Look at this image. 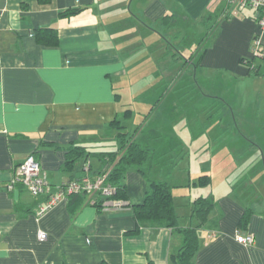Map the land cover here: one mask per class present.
Listing matches in <instances>:
<instances>
[{
    "label": "crops",
    "instance_id": "obj_1",
    "mask_svg": "<svg viewBox=\"0 0 264 264\" xmlns=\"http://www.w3.org/2000/svg\"><path fill=\"white\" fill-rule=\"evenodd\" d=\"M23 2L26 8H22ZM67 8L80 11L60 16ZM224 9L229 16L218 20ZM257 14L251 7L236 10L226 0H50L45 4L0 0V264H146L148 260L177 264L170 262V255L181 245L178 232L162 224L136 225L132 204L142 202L148 181L135 169L125 173L129 204L122 208L98 209L87 200L69 204L62 199L37 217L36 209L48 193L32 196L22 184L8 185L16 165L29 153L34 154L52 187L79 177L84 172L81 164L72 170L65 168L66 152L77 145L91 151L114 149L108 140L114 134L109 123L115 117L122 119V98L128 104L146 95L147 105L156 103L159 116L164 119V112L171 115L175 99H186L190 84L183 75L164 81L160 73L159 64L175 58L176 52L185 58L186 66L196 62L195 74L206 70L217 79L228 73L237 83L253 85L264 97V57L252 52L254 35L259 34V48L264 53V30L259 29ZM165 15H172L168 23L161 21ZM216 18L218 22L209 29ZM41 27L54 29L56 45L35 39L34 33ZM210 30H215L214 35L204 50L196 55L192 51L189 58L181 53L176 40L184 45L185 33L205 38ZM160 32L175 41L172 48L159 39ZM241 59H252L253 69ZM198 79L194 81L198 83ZM176 86L184 89L183 98L179 91L163 102L165 93L172 94L167 87L173 90ZM132 114L133 109L127 118ZM150 114L142 112L143 118L148 116L140 133L148 123L154 133L151 136L159 135L162 118L157 116L154 122ZM178 147L155 157L150 178H167L172 185L190 181V175L176 176L171 169V161L182 151ZM87 161L90 173H95L99 161L95 157ZM197 173L196 177L201 175ZM241 181L248 188L253 184L251 179ZM234 185H226L227 190L216 197L195 189L182 212L174 203L179 224L185 226L197 223L188 216L196 197L209 195L215 201L210 219L199 231L194 264H264V193H253L262 198L257 203ZM172 193L175 195L174 190ZM247 208L251 212L242 224ZM39 229L45 231L44 239H38ZM236 232L251 233L253 242H237Z\"/></svg>",
    "mask_w": 264,
    "mask_h": 264
},
{
    "label": "rangeland",
    "instance_id": "obj_2",
    "mask_svg": "<svg viewBox=\"0 0 264 264\" xmlns=\"http://www.w3.org/2000/svg\"><path fill=\"white\" fill-rule=\"evenodd\" d=\"M173 31L176 30L168 32ZM183 36L184 45L180 43L181 39L176 42H179V49L187 58L191 55L190 52L195 51V48L199 52L202 43L206 40L196 38V35L191 33H185ZM158 37L162 38L165 46L172 48L171 43L174 44L175 41H172L170 36L166 37L160 32ZM157 46L160 48V40ZM176 53L175 58L173 56L168 62H161L159 69L164 81L170 82L179 75L186 78H180L185 79L184 82L190 81L189 88H186L185 92L187 98H183L184 89L176 86L172 90V87H167L172 94L166 96L167 93H165L162 99L167 97L171 99L175 97V93L182 91L180 98L183 100L176 98V107L170 111L171 115L164 112V119L161 115L159 116L161 111L157 109L156 103L153 102V104L150 101L147 105L146 95H141L143 98L127 102L128 104H125L122 98L121 112L125 108L133 109L132 116L127 119L122 118L123 122L128 126V130H132L136 124L143 121L142 112L151 113L150 115H153L151 121L154 122L157 116L162 118L157 128L159 137L154 139V142L148 140L154 147L156 158L167 154L165 151L170 145L169 150L172 146L179 145L178 148L182 151L179 154L177 152L173 173L176 176L190 175V181L187 183L182 178H177L184 184H173V186L176 185L172 190L175 192L173 199L178 212L187 210L188 201H191V197L194 196L195 189L197 192L210 191L211 195L216 197L217 194L227 190L226 185L230 188L232 184H236L234 186L240 192L247 193L257 203L261 202L262 198L253 193L260 192L261 196L264 193V112H260L264 110V97L256 93L253 85H247L244 81L242 84L237 83L239 80L228 73H224L222 77L217 75V79L214 78L213 73L206 70H198L195 74L194 64L186 66L185 58ZM195 78L198 79V83L194 81ZM150 127L151 125L147 123V127H144L143 132L137 137L146 141L147 139H144L146 136L150 137L154 134L152 130L150 131ZM161 159L159 163L165 160V156ZM166 166L168 167L169 164ZM199 171L201 174L206 173L210 176V182L207 185H193L192 182L196 180V174H200L197 173ZM242 179L246 181L251 179L253 184L248 188L243 184ZM239 180L241 182H237Z\"/></svg>",
    "mask_w": 264,
    "mask_h": 264
},
{
    "label": "trees",
    "instance_id": "obj_3",
    "mask_svg": "<svg viewBox=\"0 0 264 264\" xmlns=\"http://www.w3.org/2000/svg\"><path fill=\"white\" fill-rule=\"evenodd\" d=\"M38 3L45 4L50 0H35ZM27 3H22V8H26ZM80 11V8H67L59 12L60 16H69L76 14ZM229 13V12H228ZM227 9H224L221 17H218V20L227 18L229 14ZM172 15H165L162 17V23H168ZM217 18L209 25V29H212L218 22ZM215 30H210L208 37L205 36L206 40L202 43L201 50L205 49V43L211 39L214 35ZM35 39L45 45H56L57 44V35L54 29L49 27L37 28L34 33ZM198 52V49L195 51ZM193 52L191 55H193ZM200 52V51H199ZM203 52L198 55L200 59ZM198 54V53H197ZM264 57V56H263ZM254 58V57H252ZM241 62L248 67H252V59L244 60L241 59ZM196 65V62L194 63ZM256 72V71H254ZM131 114V109L126 108L123 111L122 118L127 119V116ZM148 115H144L143 121L133 130L129 131L122 119L115 117L110 123V129H113L114 134L112 138H109V141H112L110 144L114 149L110 150H100V151H91L86 150V147L83 145H77L70 147L65 154L64 166L68 170L75 169L78 167V164H81V170L83 171L84 162L87 159L95 157L99 161V169L96 172H100L104 169H109L108 180L114 184L117 188L115 197L123 200L124 205H128L127 195L125 190V184L123 182L125 173L128 169H135L139 171L148 181V188L144 194L143 200L140 203L132 204L134 218L136 220V225L140 224H162L166 227L173 229L178 232L181 237V245L176 252L170 255V262L177 264H194V256L196 251L199 248V231L204 228L205 224L210 219V212L215 206V201L211 196H198L194 199V204L191 210V213L188 216H192L197 220L195 224L180 225L178 215L175 211V204L173 199L172 188L174 187L167 178L162 179H152L149 177V170L152 167L155 160L154 147L148 140L157 139L159 135H153L146 137V141H143L142 138L137 137L140 134L141 127L145 118ZM146 142V143H145ZM83 160H85L83 162ZM83 163H82V162ZM177 160L171 161V169L175 167V162ZM174 164V165H173ZM95 172V173H96ZM210 182V176L206 173L199 175L196 181L193 182L194 185H207ZM77 199H82L83 201L87 200L86 196L81 193H73L67 196V203H74ZM109 197L101 198L97 197L94 206L98 209H105L108 206L107 201ZM124 206V207H125ZM250 209L247 208L244 214L242 215L240 222L242 224L247 223L249 218ZM146 264H153L151 260H148Z\"/></svg>",
    "mask_w": 264,
    "mask_h": 264
},
{
    "label": "built area",
    "instance_id": "obj_4",
    "mask_svg": "<svg viewBox=\"0 0 264 264\" xmlns=\"http://www.w3.org/2000/svg\"><path fill=\"white\" fill-rule=\"evenodd\" d=\"M226 3L234 6L236 10L244 7L255 9L258 12L256 20L259 29L260 31L264 30V0H226ZM259 47L260 35L257 34L254 35L252 41V52L254 56L263 57L264 53ZM83 169L84 172L79 177L68 179L52 187L34 154L29 153L23 161L16 165L12 183L8 186L11 187L15 183L22 184L32 196L48 193L46 199L36 209L37 217H40L58 201L66 199L68 195L73 193L84 194L87 202L91 205H94L97 197H109L110 199L107 201L109 207L107 208H122L125 206L123 200L114 196L117 188L108 180L109 169L91 174L88 161L84 163ZM45 236L46 233L42 229L37 231L38 239H44ZM235 240L248 245L253 242V235L248 232H236Z\"/></svg>",
    "mask_w": 264,
    "mask_h": 264
}]
</instances>
